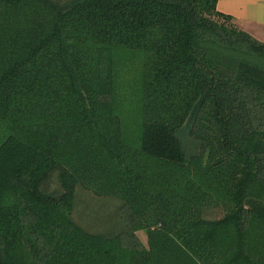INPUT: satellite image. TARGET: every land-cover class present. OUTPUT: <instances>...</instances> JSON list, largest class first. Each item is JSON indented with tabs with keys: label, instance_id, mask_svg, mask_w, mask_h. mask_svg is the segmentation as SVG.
<instances>
[{
	"label": "trees",
	"instance_id": "obj_1",
	"mask_svg": "<svg viewBox=\"0 0 264 264\" xmlns=\"http://www.w3.org/2000/svg\"><path fill=\"white\" fill-rule=\"evenodd\" d=\"M216 3L0 0V264H264V43Z\"/></svg>",
	"mask_w": 264,
	"mask_h": 264
},
{
	"label": "rangeland",
	"instance_id": "obj_2",
	"mask_svg": "<svg viewBox=\"0 0 264 264\" xmlns=\"http://www.w3.org/2000/svg\"><path fill=\"white\" fill-rule=\"evenodd\" d=\"M74 213L76 222L86 231L105 233L107 227L112 228V226L117 229V203L112 199H99L77 190ZM137 236L143 244H146V236L143 232H138Z\"/></svg>",
	"mask_w": 264,
	"mask_h": 264
},
{
	"label": "crops",
	"instance_id": "obj_3",
	"mask_svg": "<svg viewBox=\"0 0 264 264\" xmlns=\"http://www.w3.org/2000/svg\"><path fill=\"white\" fill-rule=\"evenodd\" d=\"M219 13L257 41L264 43V0H217Z\"/></svg>",
	"mask_w": 264,
	"mask_h": 264
}]
</instances>
